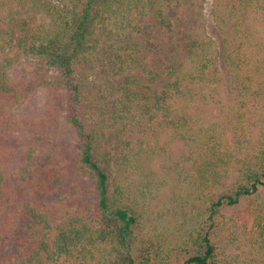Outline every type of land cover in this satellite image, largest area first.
I'll return each instance as SVG.
<instances>
[{
    "label": "trees",
    "instance_id": "16d2710c",
    "mask_svg": "<svg viewBox=\"0 0 264 264\" xmlns=\"http://www.w3.org/2000/svg\"><path fill=\"white\" fill-rule=\"evenodd\" d=\"M0 264H264V0H0Z\"/></svg>",
    "mask_w": 264,
    "mask_h": 264
},
{
    "label": "rangeland",
    "instance_id": "374dc122",
    "mask_svg": "<svg viewBox=\"0 0 264 264\" xmlns=\"http://www.w3.org/2000/svg\"><path fill=\"white\" fill-rule=\"evenodd\" d=\"M207 6H208L207 9L209 10L210 5H207ZM208 13H209V12H208ZM209 19H210V20H209V22H210V24H209L210 32H211V34H212L213 36H217V33H218V32H217V30L214 28L215 26H214V22H213V19H212L211 15L209 16ZM65 130H66V132H67L68 129L66 128ZM66 135H67V134H66ZM66 135H65V136H66ZM62 141H63V142H66L67 140H66V138H65V139L63 138ZM66 143H67V142H66ZM68 143L72 145L73 142L71 143V140L69 139V140H68ZM239 229H240L239 232H241V231H242L241 228H239ZM232 230H234V229H231L227 234H230ZM235 230H236V229H235ZM239 232H238V233H239ZM239 244H240L239 242H236V243L234 244V248L236 249V250L234 249V251L239 252V250H240V249L238 248V247H239Z\"/></svg>",
    "mask_w": 264,
    "mask_h": 264
}]
</instances>
